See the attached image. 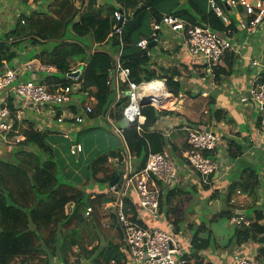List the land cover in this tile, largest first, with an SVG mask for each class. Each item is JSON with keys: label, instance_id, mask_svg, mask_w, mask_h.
<instances>
[{"label": "trees", "instance_id": "1", "mask_svg": "<svg viewBox=\"0 0 264 264\" xmlns=\"http://www.w3.org/2000/svg\"><path fill=\"white\" fill-rule=\"evenodd\" d=\"M95 1L88 0L87 11L79 18L76 8L72 16L67 18L72 10H67L64 3L57 0L50 4L57 20L41 19L39 17L46 16L45 13L27 8V11L31 12L21 13L13 28L0 36V68L4 62L11 66L14 59L21 62L37 59L56 68V73L33 82L65 85L71 81L66 75L79 64L83 65L79 77L82 80V89L89 90V94L95 99L88 118H108L122 137V142L115 137L114 145L99 153L87 165L82 177L71 179L62 171L60 173L53 148L46 142L50 131H38L33 121L29 122L25 129H20L24 139L12 150V160L0 158V264H32L35 260L41 264H52L54 260L69 264V256L73 254L80 258L76 261L78 264L129 263L119 233V243L109 240L101 244L96 241V236L92 239L88 231L97 228L101 222V209L115 198V194L109 191L110 182L125 174L120 169L108 170L109 160H117L120 165H125L130 160L134 172H139L145 167L150 153H163L167 145L166 138L152 128L158 116L168 112L151 105L142 107L144 121L140 125L141 131H137V123L126 124L123 121V109L128 99L122 95L116 100L114 90L108 85V77L114 66L113 56L120 50L117 37L110 35L116 23L112 16L115 10L121 8L126 14L119 60L122 67L129 69L130 81L140 84L163 80L167 92L173 97H178L183 91L179 80L180 71L173 67H153L152 57L137 47L141 38L150 37L151 24L164 16H173L187 25L209 26L217 32L232 30V36L236 34L235 18L231 19L229 25H225L209 8L208 0H185L183 4L180 0H173L175 3L171 0H122L121 7H95ZM215 1L222 6V0ZM224 12L227 14L226 8ZM58 30L62 32L59 37L55 34ZM106 44L109 50H94V45ZM26 45L31 49L23 55L21 52ZM153 50L154 47L149 49L150 52ZM228 53L224 57L229 58L230 55V58H233L232 52ZM226 62L228 71L220 64L213 68L216 82L222 80L221 75L230 72L229 59H226ZM22 80L28 79L23 77ZM126 89L123 84L121 90L124 92ZM213 106L214 100L211 98L209 107L212 120L233 123L226 111L213 109ZM80 107L73 104L68 108L78 114ZM228 146L232 149V143ZM24 147L30 151L22 149ZM206 155L212 157V154ZM229 156L236 159L241 153L236 155L230 152ZM100 174L101 177L98 176ZM254 174L255 171H252V175ZM83 177L86 179L84 182ZM160 183L157 181V184ZM122 185L123 182H118L114 186L115 190L119 191ZM257 185V179L252 185L245 181L233 183L227 189L226 202H230L231 195L236 190L254 192ZM160 190V212H166V221L159 226L164 228L169 223L173 226L174 234L181 233L178 226L185 220L186 206L179 203L178 206L170 208L172 215L167 214L166 207H171L175 195L181 193L186 196L187 192L173 188ZM123 205L125 213L131 216L132 221L146 226L142 220L137 219L135 200L125 196ZM88 209H91V212L87 214ZM107 217L113 224L114 216L109 214ZM218 217H223L228 222L232 213L230 210L223 211ZM113 225L115 226V223ZM190 229L192 235L191 248L187 250L188 264H231L232 253L225 258H221V255L233 244L239 246L245 243L256 244L257 260L264 261L262 211H258L249 226H227L226 232L230 233V236L226 241L217 240L208 226H191ZM43 231L47 232L46 238L42 234ZM84 235L88 240H95V245H92V241L89 244L84 241ZM86 246H89V249ZM74 248L77 249L76 253ZM202 254H206L207 258Z\"/></svg>", "mask_w": 264, "mask_h": 264}, {"label": "built area", "instance_id": "2", "mask_svg": "<svg viewBox=\"0 0 264 264\" xmlns=\"http://www.w3.org/2000/svg\"><path fill=\"white\" fill-rule=\"evenodd\" d=\"M14 1L23 8L37 10L40 5L54 3L56 0ZM208 6L217 17L223 20L225 25H229L230 21L224 8L236 12H238V8H242L246 18L239 17L237 20V28L241 32H255L264 21V0H222V6L218 5L215 0H208ZM112 16L116 23L110 35L117 37L120 50L113 57L114 66L108 77V85L114 90L117 98L122 93L121 85H126L125 92L128 93V102L123 109V121L126 124L137 123V131H141L140 125L143 123L144 117L141 112L140 100L144 89L147 85L158 81L167 92L165 82L154 80L149 83L136 84L130 81L129 69L122 67L119 60L123 45L122 28L126 14L119 8L113 12ZM119 23L121 24L119 25ZM165 30L175 33L183 39L187 56L204 66L206 76L213 75V68L221 63L226 53L239 51L238 45L233 38L231 39L230 30L217 32L209 26L187 25L184 21L173 16H164L160 21H155L152 24L150 37L139 40L137 47L145 50L147 56L152 57L153 53L149 51L148 44L154 41L157 45ZM252 66L260 67L261 70L247 93L239 97V102L244 105L253 104L259 108L261 113L260 129L264 133V56L261 61H253ZM78 68L83 70L84 66L79 65ZM78 68L76 67V69ZM26 73H29V77H33L32 81L30 79L22 80ZM54 73H56L54 66L43 64L38 60L14 63L11 66L5 62L2 64L0 68V142H7L10 137L19 135L23 123L33 121L28 116L39 118L48 125L66 124L77 127L84 123V118L88 117L93 110V104L84 102V100L92 101L94 98L88 90L82 89V80L79 77L69 78L71 81L65 85L33 82L37 80L36 77L39 74L49 77ZM151 99V106L159 109L153 103V97ZM73 104L81 106L83 113L76 114L70 111L68 107ZM58 111H60L59 114ZM44 128L47 129L41 125L37 130L47 131ZM185 131L188 145L183 153L185 165L197 173L203 185H209L213 175L220 168V162L206 154H213L216 151L221 140L220 136L210 129L188 127ZM117 132L120 133L118 129ZM63 135L70 139L69 132H64ZM81 152L82 147L77 142L70 147L72 155H79ZM176 173V166L164 153H150L145 167L135 174L129 171L125 178V186L132 187L130 189L131 197H129L136 202L137 219L143 220L141 216L148 214L157 223V226H143L132 221L131 216L125 213L123 207V198L128 196L127 189L116 191L114 187H110L109 191L115 194V198L105 207L109 210V214L114 216L113 224L115 223V227H117L121 242L128 255V264H188L187 250L191 248V236H185L182 233L174 234L173 226L167 222L164 228L159 226L166 220L160 212L161 190L157 188L156 184L159 181L168 187L172 186ZM90 212L91 209H88L87 214ZM229 223L232 226H249L251 221L245 216L236 215L230 218ZM110 225L112 222L106 224V227H110ZM162 225L164 226V224ZM202 256L207 258L206 254H202ZM232 257L231 264H264V261L257 260V256L245 254L242 250H235ZM52 264H57V260H54ZM69 264L78 263L75 261Z\"/></svg>", "mask_w": 264, "mask_h": 264}, {"label": "crops", "instance_id": "3", "mask_svg": "<svg viewBox=\"0 0 264 264\" xmlns=\"http://www.w3.org/2000/svg\"><path fill=\"white\" fill-rule=\"evenodd\" d=\"M73 1L79 2L80 6H83L82 3H84V1L88 2V0ZM184 2L185 0H180V3L183 4ZM121 3L122 0H96L95 7H121ZM14 4L16 3L14 2ZM50 4L51 3L46 5ZM86 5L88 9V3H86ZM80 6H76V9L78 10ZM19 8L25 9L21 6H19ZM237 11L238 12L229 11L227 9V16L230 22L232 18H235L236 34L232 36L233 32L231 30V39L233 38L234 42L238 45L239 51L237 53H232L233 58H230L229 55V58L224 57L221 61L220 65L227 71L228 64L226 59H229L231 66L228 74L220 76L222 79L220 82L214 80V74L206 76V69L200 67V64L187 56L183 39L178 37L175 33L165 30L162 33V37H167V39L155 45L153 52H151L153 53V67H155V65L156 67L163 66L164 68L173 67L176 68L177 71H180L181 77L179 80L185 91H182L178 97H173L170 94L171 101L166 104L164 101L163 106L158 107L163 108L168 106L165 109L168 114L158 116L159 118L152 130L159 131L166 138L167 145L163 153L176 166L177 173L172 186L168 187L163 183L156 185L159 189H184L182 191L187 192L188 195H186L188 198L186 199L187 204H194L193 206L195 207H193V210L194 208L199 210L197 216L194 218L192 217L191 221L196 222L197 225L207 226V224L201 221L202 217L211 226L212 222L216 221L219 213L229 210L232 216L242 215L250 221H254L255 217L258 215V211H262L264 214V133L260 129L261 113L257 106L253 104L244 105L239 102V97L247 93L261 70L260 67L252 66V62L261 61L264 56V21L262 26L258 27L255 32H241L237 28V20L239 17L245 19L246 16L242 8H238ZM152 24L150 28L151 33ZM93 47L94 50L98 48L101 50H109L107 44L103 46L94 45ZM36 49L39 51V48ZM113 57H115V55ZM165 58L169 59V63L166 67L161 63L164 62L163 59ZM14 63L20 64L23 62L14 59L11 64L13 65ZM7 64L10 65L9 63ZM74 69H76V67ZM77 70L80 69L78 68L74 71ZM72 71L70 73H72ZM80 71L82 73V70ZM198 71L200 75L197 74ZM24 77H29V73H26ZM42 77L43 75L39 74L36 79L40 80ZM121 87L120 91H122ZM193 90L196 93H193ZM211 98L214 100L213 109L226 111L233 120L232 124L215 122L211 119L209 107ZM89 102L94 105L95 99L92 101L89 100L87 103ZM202 112L206 115L205 117H203ZM82 113V108H79L78 114ZM28 117L35 122L38 130L41 125H43V127H47V129L44 128V130L50 131L49 133L61 135H63L64 132H69V135H71V133L81 132L84 130L87 120L90 121V125L94 123V120H90L87 116L84 118L85 124L83 123L77 127L68 126L66 124L48 125L39 118L33 116ZM188 127L210 129L220 136V143L216 151L212 154V157L220 162V168L213 175L209 185H203L197 173L185 165L183 153L188 148L186 142L187 134L185 131ZM115 129L117 130V128ZM229 143H232V149H229ZM230 152L236 155L241 153V156L232 159L229 156ZM256 166H259L261 172L258 173L256 170L255 174L252 175V171H254L252 167L255 168ZM125 167L128 168V172L123 176L124 181L121 189H127L126 192L128 196L131 197L130 189H132V187L125 186L124 182L129 171L133 174L136 172H134L130 160L126 162ZM256 179L258 185L256 189H254V192L252 190L251 192L236 190L232 193L230 202H226L227 189L230 185L241 181H245L247 184L252 185ZM237 191H239V194ZM164 212L165 211H163V213ZM164 214L162 215L165 218ZM141 218L143 219L142 223L146 226H157V223L154 221L152 222L154 225H152V219L148 214H145L143 217L141 216ZM227 226H232L229 221ZM229 236L230 233L223 231L222 234L216 236V238L219 241H226ZM257 249L258 247L253 243H245L239 246L233 244L228 251L221 255V258L227 257L235 250H242L245 254L257 256Z\"/></svg>", "mask_w": 264, "mask_h": 264}, {"label": "rangeland", "instance_id": "4", "mask_svg": "<svg viewBox=\"0 0 264 264\" xmlns=\"http://www.w3.org/2000/svg\"><path fill=\"white\" fill-rule=\"evenodd\" d=\"M59 3L63 2L65 5V8L67 10H72V12L67 16V18H70L72 16V13L74 12V9L76 8V6H80L79 2H75L73 0H57ZM173 3H175L173 0H171ZM177 1V0H175ZM14 0H0V36H2L4 33L8 32L10 29L13 28V25L15 24L17 18L21 15V13H25L28 14L31 11H27L28 9L25 8L20 9L19 8V4L16 5L14 4ZM85 2L82 4L83 6H80V10H77V18H79V16L87 11V5ZM38 12L40 13H45L46 16H40L39 18L43 19V18H48V19H53V20H57V15L53 12L52 8L50 7V5H40V7H37ZM24 11V12H23ZM81 13V14H79ZM76 18V19H77ZM61 31H57L55 34L57 37H59L61 35ZM59 40V38H56ZM167 37H161V41L162 40H166ZM55 40V39H54ZM56 40V41H58ZM10 43V42H9ZM38 48V47H37ZM31 48L26 45L21 53H24L23 55H25L28 50H30ZM164 62H161L165 65V67L167 66V64L169 63V59H163ZM186 73V72H185ZM198 75L199 71L197 72ZM196 76V74H195ZM27 79L32 80L33 77H27ZM196 89V88H193ZM184 91V89H183ZM198 91V90H197ZM185 92V91H184ZM193 93H196L193 90ZM89 100H85L84 102H88ZM90 103V102H89ZM168 106H165L163 108H159V110H165ZM203 117H205L206 115L203 114ZM108 119V118H107ZM107 119H103V118H98L95 119L92 125L89 124V120H87V124L84 127V130H82L79 133H71L70 135V139H67L64 137V135L61 134H49L46 137V142L53 148L54 151V158L55 161L58 163V167L60 170V173L62 171L63 174H65V176L69 177V178H79L82 177L85 171V168L87 167V165L101 152L106 151L109 147L113 146L115 143V137L117 139H119V142H122V137L120 135L119 132H117V130L115 129L116 127L114 125H112L111 120H107ZM86 122V121H85ZM28 121L24 122L21 129H25L28 126ZM85 124V123H84ZM36 125V124H35ZM37 129V126H36ZM21 131V130H20ZM24 138L22 136V133L19 132V135L17 136H12L10 137V139L6 142V141H1L0 142V158H5L9 161L12 160V150L16 149L18 147V142L22 141ZM79 143L82 147V152L79 155H72L70 153V147L75 144V143ZM22 149H27V147H24ZM30 151V149H27ZM31 151H34V149H31ZM108 170L110 171H114L115 169H120L121 171H123L124 173L128 172V168L125 167V165H120L118 163L117 160L111 159L109 160V163L107 165ZM254 169V171L257 170L258 173H260V168L259 166H256L255 168L252 167ZM71 173L70 175L67 173ZM99 177L102 176V174L98 175ZM86 179H82V182H84ZM81 186V185H80ZM82 187V186H81ZM179 190H184V189H179ZM96 191V190H93ZM239 194V191H237ZM111 193V192H110ZM188 196V195H187ZM188 199L186 196H184L181 193H178L177 195L174 196V198L172 199V203H171V207H166V211L167 214L172 215V212L170 210V208H174L175 205L178 206V204L180 203L183 206H186V217L185 220L183 221V223H180V227L178 226V228L180 229V232L185 235V236H191L192 232L190 227H197L198 225L196 224V222H191L192 221V217L194 218L195 216H197V214L199 213V210L195 209L193 210V206L187 204V202L184 199ZM206 210V209H205ZM188 213V215H187ZM191 213V214H190ZM109 215V210L106 207H103L101 209V222L100 224L97 225V228H91L89 229L88 233L90 234L89 236L92 238L94 236H96V241H99L101 244H105L107 243L109 240L114 241L116 243L120 242V238L118 235V230L117 227H115L113 224L110 225V227H106V224L111 223V220L109 219V217H107ZM173 218V217H171ZM199 220V219H198ZM201 221L205 224H207V226L212 230L214 236H218L220 234H222L223 231H227L226 227L228 225V222L225 218L223 217H217L216 221L212 222L211 226L210 224L204 220L201 217ZM153 222V220L151 221V223ZM152 225H154L152 223ZM75 226V225H73ZM42 234L44 235V237H47V232L43 231ZM224 234V233H223ZM205 237L207 235H204ZM94 239V238H92ZM84 241H87V243L89 244L92 241V245L94 243L95 245V240H88L87 236L84 235ZM87 249H89V246H86ZM73 251L76 253L77 249L74 248ZM80 258L77 257L76 254L70 255L69 256V263L75 262L77 260H79ZM81 260H84V258H81ZM19 264V263H18ZM32 264H41V262H38L35 260L33 261ZM57 264H59L57 262Z\"/></svg>", "mask_w": 264, "mask_h": 264}, {"label": "bare ground", "instance_id": "5", "mask_svg": "<svg viewBox=\"0 0 264 264\" xmlns=\"http://www.w3.org/2000/svg\"><path fill=\"white\" fill-rule=\"evenodd\" d=\"M144 93L153 97V103L158 107H162L164 101L165 104L171 101L170 95L165 91L164 86L158 81L147 85L144 89Z\"/></svg>", "mask_w": 264, "mask_h": 264}, {"label": "water", "instance_id": "6", "mask_svg": "<svg viewBox=\"0 0 264 264\" xmlns=\"http://www.w3.org/2000/svg\"><path fill=\"white\" fill-rule=\"evenodd\" d=\"M161 19H159V21H160ZM121 23H119V25H120ZM156 45V43L154 42V41H152V42H149V44H148V48H153L154 46ZM80 74H81V71L80 70H77V71H74V72H72V73H69V74H67V78H77V77H79L80 76ZM125 96H127L128 95V93L127 92H125V94H124ZM152 104V99H151V97L149 96V95H147V94H143L142 95V99L140 100V105L142 106V107H144V106H147V105H151ZM159 118V117H158ZM124 181V177H115L111 182H110V187H114L116 184H118V182H123Z\"/></svg>", "mask_w": 264, "mask_h": 264}, {"label": "clouds", "instance_id": "7", "mask_svg": "<svg viewBox=\"0 0 264 264\" xmlns=\"http://www.w3.org/2000/svg\"><path fill=\"white\" fill-rule=\"evenodd\" d=\"M125 94V92H123L122 91V93H120V96H119V98L122 96V95H124ZM116 95V94H115ZM125 96V95H124ZM125 97H127V96H125ZM119 98H116V100H118Z\"/></svg>", "mask_w": 264, "mask_h": 264}]
</instances>
